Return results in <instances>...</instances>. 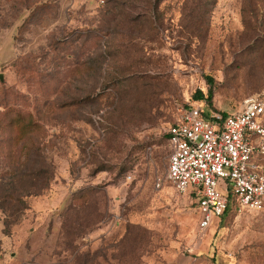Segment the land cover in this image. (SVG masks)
I'll list each match as a JSON object with an SVG mask.
<instances>
[{"label":"rangeland","instance_id":"1","mask_svg":"<svg viewBox=\"0 0 264 264\" xmlns=\"http://www.w3.org/2000/svg\"><path fill=\"white\" fill-rule=\"evenodd\" d=\"M0 75V264H264V209L200 231L165 133L264 97V0H0Z\"/></svg>","mask_w":264,"mask_h":264},{"label":"built area","instance_id":"2","mask_svg":"<svg viewBox=\"0 0 264 264\" xmlns=\"http://www.w3.org/2000/svg\"><path fill=\"white\" fill-rule=\"evenodd\" d=\"M178 113L165 129L170 149L166 180L178 195L195 201L198 229L208 230L231 208L237 216L262 211L264 97L248 98L229 115L200 106Z\"/></svg>","mask_w":264,"mask_h":264},{"label":"trees","instance_id":"3","mask_svg":"<svg viewBox=\"0 0 264 264\" xmlns=\"http://www.w3.org/2000/svg\"><path fill=\"white\" fill-rule=\"evenodd\" d=\"M158 27V26H157ZM211 98H212V92L211 91H209L206 95H204L202 92H200V91H197L196 93H195V96H194V99H195V102H204V104H206V105H208V103H210V100H211ZM187 107V106H186ZM222 114H224L223 112H221ZM167 137V136H166ZM195 205V204H194ZM229 210H231V209H228L225 213H224V215L222 216V218L226 215V214H228V212H229ZM222 218H221V220H222Z\"/></svg>","mask_w":264,"mask_h":264},{"label":"water","instance_id":"4","mask_svg":"<svg viewBox=\"0 0 264 264\" xmlns=\"http://www.w3.org/2000/svg\"><path fill=\"white\" fill-rule=\"evenodd\" d=\"M0 80L2 81V76L0 75Z\"/></svg>","mask_w":264,"mask_h":264}]
</instances>
